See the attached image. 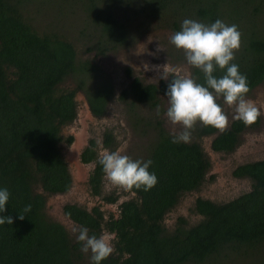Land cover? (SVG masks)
<instances>
[{
  "label": "trees",
  "instance_id": "16d2710c",
  "mask_svg": "<svg viewBox=\"0 0 264 264\" xmlns=\"http://www.w3.org/2000/svg\"><path fill=\"white\" fill-rule=\"evenodd\" d=\"M31 1L0 0V189L10 193L0 216H11L14 221L0 225V264H92L66 227L49 217L46 204L48 195L65 193L72 186L60 144H71L74 139L73 135L64 138L62 128L77 117V92H84L94 116H104L116 90L97 62L79 56L72 38L36 28L28 11ZM85 9L88 23L98 30L96 42L95 37L90 39L86 51L105 55L128 46L137 33L128 11L137 15L142 27L152 21L168 26L167 20L179 14H193L210 25L217 19L230 22L229 17L236 18L244 9L252 10L257 18L264 12V0H87ZM256 31L241 36L233 61L247 76L248 94L264 82V34ZM223 74L219 69L214 73ZM191 76L204 84L200 70L193 67ZM69 79L75 86L63 87ZM170 81L171 76L158 84L145 83L133 76L119 94L147 140L132 159L153 161L148 170L158 178L155 187L148 192L130 191L136 195L119 205L117 217L105 219L99 206L88 211L73 203H66L64 212L88 228L90 236L99 237L103 228L115 234L114 252L101 264H211L222 256L255 258L264 251V159L233 170L235 177L251 180L248 191L225 202L197 197L194 211L202 217L199 222L189 225L179 216L173 230L165 227L166 214L185 193L201 187L211 167L200 141L172 143L161 102ZM259 122L260 117L250 126L233 120L225 133L202 124L196 129L198 136L216 133L211 141L215 151L232 152L242 133ZM103 143L114 152L113 131L105 130ZM100 158L96 139H89L80 160L95 162L89 176L95 195H101L104 188ZM105 199L115 202L118 196L112 193ZM27 205L31 211L24 213ZM19 214L25 219L19 220Z\"/></svg>",
  "mask_w": 264,
  "mask_h": 264
},
{
  "label": "rangeland",
  "instance_id": "374dc122",
  "mask_svg": "<svg viewBox=\"0 0 264 264\" xmlns=\"http://www.w3.org/2000/svg\"><path fill=\"white\" fill-rule=\"evenodd\" d=\"M86 1L32 0L28 4L29 14L33 18L31 22L38 30H55L72 38L77 45L79 56L97 62L109 74L116 90V95L109 105L108 112L103 117H96L91 113L84 92L79 90L76 94L78 102L77 118L73 123L62 128L64 138L69 135L74 137L71 144L65 141L60 144L62 153L68 162L73 183L70 190L65 193L48 195L46 212L49 217L61 222L66 227L73 241H77V233L73 229L80 226L64 213L63 206L66 203H77L88 209L99 205L105 211V216L110 213L117 216L119 205L136 195L134 192L111 187L105 179L104 194H117L118 201L110 204L104 201L102 196H93L89 190L88 178L94 164L81 162L82 150L87 145L90 137L93 136L98 142L100 154L105 151L109 152L104 146L103 135L106 129L111 128L116 136L117 151L128 155L130 158H134L135 151H137L135 155L139 154L138 151L144 148L147 140L141 137L142 134L139 133L138 126L135 127L124 102L119 99V94L127 88L133 76L139 77L145 83L158 84L161 81H166L161 79L160 73L155 70L145 71V63L149 65L150 69L153 65L164 66L167 64L169 72L191 75L193 67L187 64L183 51L178 50L171 44L170 38L174 33L181 30L182 22L185 19L202 23L193 14H179L167 20L168 26H165L161 21H152L145 23L142 27L139 20L136 19L137 15L128 11V18L132 20V24L137 28L133 40L128 46L109 51L105 55H96L94 52L86 51L90 39L94 40L95 37L94 41L96 42V31H98L95 26L90 25L87 21ZM228 14L225 16L228 17ZM229 19L230 22H225V24L229 26L237 25L241 36L251 30H258L256 32L264 34V12L257 15L256 18V14L252 10L245 11L244 9L236 18L229 17ZM158 47L162 50L158 51ZM73 86H75V83L71 79L63 84V87ZM246 98L260 109V122L256 127L249 128L242 133L241 141L234 151H215L211 146V141L216 133L198 136V129L193 132L191 140H198L202 143L211 161V167L201 187L197 191L185 193L175 208L166 214L164 224L168 231L175 228L179 216H184L189 225L200 221L201 215L194 211V203L197 197L225 202L250 189L251 180L235 177L233 170L240 164L264 159V82L256 86ZM161 102L163 109L167 111L169 107L168 98L163 96ZM217 102L221 104L228 115L230 125L234 120V110L224 103L222 97ZM166 111L163 115L165 126L173 133L174 128L165 115ZM181 130L179 126L175 127V132L178 133ZM211 175H214V177L211 178ZM102 234L109 235L112 238L113 246L115 245L114 233L106 229ZM85 257L88 262L91 259V251L85 254ZM263 259L264 251L259 255H255V258L253 256L249 258H238L233 255L230 257L222 256L218 261L215 260L211 264H260Z\"/></svg>",
  "mask_w": 264,
  "mask_h": 264
},
{
  "label": "clouds",
  "instance_id": "9594fccd",
  "mask_svg": "<svg viewBox=\"0 0 264 264\" xmlns=\"http://www.w3.org/2000/svg\"><path fill=\"white\" fill-rule=\"evenodd\" d=\"M170 42L183 51L188 65L203 73L205 81L201 84L190 74L169 72L167 64L153 65L151 69L147 63L144 64L145 71L155 70L160 73L161 79L168 80L171 76L165 93L169 103L165 115L174 128L172 143H190L198 124L225 133L229 118L217 102L221 97L234 110V120L242 121L246 126L257 122L261 112L246 98L250 92L247 76L233 63L235 53L241 47V33L237 25L229 26L219 19L210 25L185 19L181 30L171 36ZM157 50L162 49L158 47ZM217 69L224 74L220 77L214 75ZM156 114H160L159 107ZM176 126L182 129L178 133L175 132ZM99 163L111 187L129 192L133 189L148 192L158 183L157 176L148 170L153 163L150 159L146 162L133 160L119 151H105ZM9 196L7 188L0 189V213L6 211ZM23 211H31V205H27ZM18 219L24 220L25 215L19 214ZM13 222L11 216H0V225H11ZM73 231L77 233V241L82 245L81 251L85 254L91 251L92 264H101L114 252L109 235L90 236L88 228L83 226Z\"/></svg>",
  "mask_w": 264,
  "mask_h": 264
},
{
  "label": "flooded vegetation",
  "instance_id": "af4514ba",
  "mask_svg": "<svg viewBox=\"0 0 264 264\" xmlns=\"http://www.w3.org/2000/svg\"><path fill=\"white\" fill-rule=\"evenodd\" d=\"M76 100H77V99H76ZM77 115H78V112H77ZM104 116H105V115H104ZM96 117H103V116H96ZM76 118H77V117H76ZM74 121H75V120H74ZM74 121H73V122H74ZM73 122H72V123H73ZM70 124H71V123H70ZM108 129L111 130V131H113V129H111V128H108ZM113 133H114V131H113ZM114 135H115V134H114ZM91 138L94 139L95 137L92 136V137H90V139H91ZM95 139H96V138H95ZM115 139H116V136H115ZM96 141H97V140H96ZM97 143H98V142H97ZM87 145H88V143H87ZM87 145H86V146H87ZM105 148L108 149L109 152H111L110 149H109L108 147H105ZM117 149H118V145H116V148H115L114 152H116ZM99 154H100V151H99ZM100 155L102 156V154H100ZM89 163H93V164H94V166H93V169H94V167H95V162L92 161V162H89ZM89 163H86V164H89ZM93 169H92V170H93ZM89 176H90V174H89ZM105 179H106V177H105V174H104L103 186H104V184H105ZM72 183H73V179H72ZM88 186H89L90 193H91L93 196H102V198L104 199V201H106L107 203L113 204V203H116V202L118 201V199H119V198H118L115 202H109V201H107V200L105 199V197L108 196V195H110V194H112V193H110V194H104V188H103V190H102V194H101V195H95V194H93L92 191H91V189H90L89 178H88ZM71 187H72V186H71ZM69 190H70V189H69ZM69 190H68V191H69ZM56 194H57V193H56ZM113 194H114V193H113ZM116 195H117V194H116ZM117 196H118V195H117ZM73 204H77V203H73ZM46 205H47V204H46ZM77 205H79V204H77ZM80 206H81V205H80ZM95 206H99V205H95ZM95 206H93V207H95ZM82 207H84V206H82ZM93 207H92V208H93ZM99 207H100V209L104 212L103 214H104V218H105V219H109V216H110V215L115 216L113 213H110L108 216H105V215H106V214H105V211L101 208V206H99ZM84 208H86V207H84ZM92 208H91V209H92ZM86 209H87L88 211L91 210V209H88V208H86ZM63 211H64V206H63ZM64 213H65V212H64ZM65 214H66V213H65ZM66 215H67V214H66ZM67 216H68V215H67ZM117 216H118V215H117ZM117 216H116V217H117ZM68 217H69V216H68ZM69 218H70V217H69ZM70 219H71V218H70ZM71 220H73V219H71ZM73 221H74V220H73ZM74 222H75V221H74ZM104 230H106V229L103 228V231H104ZM103 231H102V233H103ZM109 232H110V231H109ZM101 235H102V234H101Z\"/></svg>",
  "mask_w": 264,
  "mask_h": 264
}]
</instances>
